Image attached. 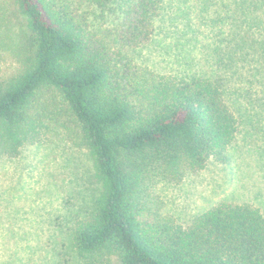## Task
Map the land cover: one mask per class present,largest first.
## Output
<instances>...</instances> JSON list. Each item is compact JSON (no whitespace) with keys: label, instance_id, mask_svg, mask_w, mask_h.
<instances>
[{"label":"trees","instance_id":"16d2710c","mask_svg":"<svg viewBox=\"0 0 264 264\" xmlns=\"http://www.w3.org/2000/svg\"><path fill=\"white\" fill-rule=\"evenodd\" d=\"M82 4L99 12L90 23ZM162 9L163 0L75 9L0 0V156L41 132L87 151L97 196L70 236L82 264H264L260 208L223 201L183 227L145 203L150 178L180 181L211 158L227 162L240 112L232 95L250 100L252 86L264 88L247 69L264 59V0H195L200 27L218 30L204 46L207 75L134 63Z\"/></svg>","mask_w":264,"mask_h":264},{"label":"rangeland","instance_id":"374dc122","mask_svg":"<svg viewBox=\"0 0 264 264\" xmlns=\"http://www.w3.org/2000/svg\"><path fill=\"white\" fill-rule=\"evenodd\" d=\"M67 2L73 9L79 5ZM194 5L195 0H163L153 37L134 51V63L162 75L209 74L204 46L211 51L218 30L200 27ZM82 12L89 23L99 14L87 4ZM247 69L264 78V59ZM229 87L235 91L233 83ZM252 88L257 93L250 100L232 95L229 102L239 103L240 112L227 162L211 158L180 181L150 178L145 203L153 213L183 227L223 201L264 213V88ZM92 173L87 151L62 134L41 132L14 154L0 156V264H82L70 236L97 196Z\"/></svg>","mask_w":264,"mask_h":264}]
</instances>
